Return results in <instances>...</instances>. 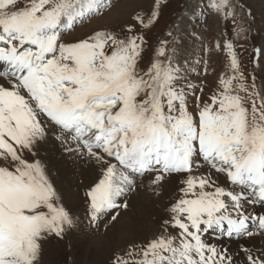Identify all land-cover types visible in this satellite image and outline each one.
I'll return each mask as SVG.
<instances>
[{
	"label": "rangeland",
	"instance_id": "1",
	"mask_svg": "<svg viewBox=\"0 0 264 264\" xmlns=\"http://www.w3.org/2000/svg\"><path fill=\"white\" fill-rule=\"evenodd\" d=\"M0 44L2 240L10 233L30 264H239L218 251L217 233L226 218L264 217V198L252 177L229 180L238 160L201 149L224 131L238 158L258 151L264 189V0H0ZM45 124L73 158L80 151L81 168L101 165L89 185L57 180L39 144ZM202 167L229 187L199 179ZM173 175L184 184L167 197ZM133 193L152 201L149 220L125 201ZM241 251L244 264H264L263 243Z\"/></svg>",
	"mask_w": 264,
	"mask_h": 264
},
{
	"label": "bare ground",
	"instance_id": "2",
	"mask_svg": "<svg viewBox=\"0 0 264 264\" xmlns=\"http://www.w3.org/2000/svg\"><path fill=\"white\" fill-rule=\"evenodd\" d=\"M122 11L120 8H116L114 10L111 11V13H109V17L110 18H114L116 17L118 14H122ZM124 15V13H123ZM108 16V15H107ZM119 17V16H117ZM123 17V16H122ZM66 26L68 27L67 24V19L65 17H63L60 22H59V28H61V30L66 29ZM81 29V28H80ZM70 37V36H69ZM78 37V36H77ZM22 61V62H21ZM34 62V58L32 56V51L30 49H24L23 51L20 52V63L24 68H29L30 65ZM19 68V67H18ZM20 81L23 82V79L20 78ZM5 81L2 80L0 81L1 83H4ZM7 87V86H6ZM5 87V88H6ZM3 88V89H5ZM4 103V102H3ZM5 104V103H4ZM21 104V103H20ZM10 105V104H9ZM26 106V105H25ZM30 106V105H29ZM11 107V106H10ZM18 108V107H17ZM21 108V107H20ZM31 108V107H30ZM5 109V107H4ZM14 109V108H13ZM12 109V110H13ZM28 109V108H27ZM2 110V109H1ZM8 110V109H7ZM30 110V109H29ZM11 111V110H10ZM5 113V112H4ZM29 113V112H28ZM11 114V113H10ZM24 114V113H22ZM38 115V114H37ZM8 116V115H7ZM23 116V115H22ZM34 117V116H33ZM41 118V117H40ZM40 120V119H39ZM52 124V123H51ZM40 127V126H38ZM44 127V133L46 135V137H42V140H44L43 142L39 143L41 145L40 148H43V151L45 152V154H47L46 156L42 157L44 161H48V164L51 163L52 167H55V171L57 172L58 176L60 178H58L57 180L64 182V180H66L67 183H69L70 185L72 184L73 186H78L80 187L79 184H81V187H86L87 185L90 184V182H92L96 177V175L98 174L99 168L101 167V165L95 161H89L86 164L85 169L81 168L83 163H81V159L78 158V155L80 154V151H76L75 152V157L77 158H73L74 156V152L70 151V152H66L65 151V147L62 146L61 142H57L54 137V129L50 127V125H43ZM55 127V126H54ZM33 128V127H32ZM41 128V127H40ZM42 129V128H41ZM36 131V130H35ZM34 133V132H33ZM37 133V132H36ZM30 134V133H29ZM28 135V134H27ZM36 135V134H35ZM64 135V134H63ZM30 136V135H29ZM44 136V134H43ZM58 136V135H57ZM59 137V136H58ZM62 138V137H61ZM57 139V138H56ZM66 139V138H65ZM73 139V138H72ZM63 140V139H62ZM30 141V140H29ZM71 141V140H68ZM65 142V141H64ZM73 142V141H72ZM23 143V142H22ZM28 143V142H27ZM34 143V142H32ZM37 143V142H36ZM66 144V143H64ZM37 145V144H36ZM42 151V152H43ZM96 151V150H95ZM202 154L204 156H209L212 154H217L219 156H221L224 159H228V160H232L233 159V150L230 149L229 147H227L226 145H224L221 141L217 140V139H211L208 140L204 146V148H202ZM42 155V154H41ZM85 155V154H84ZM23 156V155H22ZM39 156V155H38ZM101 157V156H100ZM93 158V157H92ZM38 159V158H37ZM28 160V159H27ZM239 160L241 161V165L238 166L236 168L235 171H233V174L235 173V177L241 175L242 173H253L256 176L260 177V173H259V166H258V156L256 154H254V152H252L251 154H247V155H243L242 158H239ZM39 161H41L39 159ZM105 161V160H104ZM42 162V161H41ZM1 163V162H0ZM106 163V162H105ZM47 165V164H46ZM201 166V164H198ZM197 165V166H198ZM196 166V167H197ZM48 167V166H47ZM209 167V166H208ZM210 168V167H209ZM120 169V168H119ZM113 170V169H112ZM113 172V171H112ZM51 174V173H50ZM122 174V173H121ZM155 174V173H154ZM196 174V172H195ZM54 175V174H53ZM166 175V174H165ZM197 175L201 178L199 179H205L203 176H208L207 179L210 180V182L215 183L216 185H220L222 186L223 189H227L228 183L226 180H222L221 177H219L218 175H216L214 172L210 171L207 167H202L200 169H198L197 171ZM106 176V175H104ZM120 176V175H119ZM123 176V175H122ZM125 176V175H124ZM107 177V176H106ZM181 176L178 175H173L172 177H168V180L165 181V186L163 188V194L165 196H170L172 195V193H175L174 191H176V189H179V186L181 183H183V181H181L182 179L180 178ZM196 178V177H195ZM103 179V178H102ZM193 180V179H192ZM197 180V179H196ZM118 181V179H117ZM162 181V180H161ZM104 182V181H103ZM109 182V181H108ZM113 182V181H112ZM191 182V181H190ZM61 183V182H60ZM59 183V184H60ZM101 183V182H100ZM105 183V182H104ZM110 183V182H109ZM125 183V182H124ZM130 183V182H129ZM152 183V182H151ZM164 183V182H162ZM184 184V183H183ZM83 185V186H82ZM108 185V184H107ZM106 185V186H107ZM126 185V184H125ZM145 185V183H144ZM133 186V185H132ZM137 186V185H136ZM184 186V185H183ZM116 187V185H115ZM154 187H159V186H154ZM58 188V187H57ZM128 188V187H127ZM161 188V187H160ZM183 188V187H182ZM186 189V188H185ZM84 190V189H83ZM126 190V189H125ZM123 190V191H125ZM61 191V190H60ZM122 191V192H123ZM129 191V190H128ZM110 193V192H109ZM112 193V192H111ZM117 193V192H116ZM58 194V193H57ZM68 194V193H67ZM72 194V193H71ZM113 194V195H112ZM111 195L114 196V192ZM120 194V193H119ZM159 195V194H158ZM174 195V194H173ZM121 196V195H120ZM113 199V197H112ZM125 199V198H124ZM123 199V200H124ZM155 200V199H152ZM161 200V199H158ZM121 201V200H120ZM119 201V202H120ZM127 203L129 204V206L135 208L136 210L138 209V211H140V216H139V220L143 219H148L147 217L149 216V214L153 211L152 210V201H150L147 198H143L140 195H137L135 193H133L131 196H127L126 200ZM118 202V203H119ZM170 202V201H169ZM158 203V202H156ZM161 203V202H160ZM224 203L225 206H229L228 203L226 202H222ZM120 205V204H119ZM245 205V204H243ZM254 207V206H252ZM262 207V206H261ZM258 208V207H257ZM263 208V207H262ZM251 209V207H250ZM72 210V209H71ZM75 210V209H74ZM137 211V212H138ZM106 212V211H105ZM249 212V211H248ZM107 213V212H106ZM159 213V212H158ZM157 213V214H158ZM252 214H254V212H252ZM117 215V214H116ZM142 215V216H141ZM108 216V215H107ZM158 216V215H157ZM159 217V216H158ZM157 217V218H158ZM108 219V218H107ZM128 222H126L125 225H128L133 222L137 221V217L136 218H128ZM149 220V219H148ZM142 221V220H141ZM149 223V222H148ZM156 223V222H155ZM159 223V222H157ZM153 224V223H152ZM151 225V224H150ZM151 228V227H150ZM237 232V236H242L243 234L246 233H250V228L248 227V224H241L240 227L235 231ZM238 233L240 235H238ZM264 233V232H263ZM213 240V239H212ZM216 240V239H215ZM241 240V239H240ZM236 241V242H230L229 240H224V241H220L218 242V244L216 245L217 249L219 252H221V254L223 256H225L224 254H226L228 258L229 262H237L239 264H244L245 258H243V255L241 250L243 247H246L247 251H250V249H253L254 247L260 246V243L264 244V236L261 235L259 232H254L253 234L249 235L247 238H244L243 242L242 241ZM0 241L1 242V247H0V260L3 262L2 264H30V261L27 262L28 259L23 258V256L21 254H18L17 251L18 250H13V247H11L12 243H13V239L11 234L7 235V240H2L1 239V235H0ZM209 241V240H208ZM213 243V241H212ZM211 243V244H212ZM215 244V243H213ZM207 245V244H206ZM210 246V245H209ZM214 247V246H213ZM215 248V247H214ZM203 252V251H202ZM214 252V250H213ZM224 252V253H223ZM252 253V252H251ZM216 254V253H215ZM246 254V253H245ZM225 256V257H226ZM220 257V256H219ZM226 257V258H227ZM224 259V258H223ZM259 259V258H258ZM222 263V262H221Z\"/></svg>",
	"mask_w": 264,
	"mask_h": 264
}]
</instances>
